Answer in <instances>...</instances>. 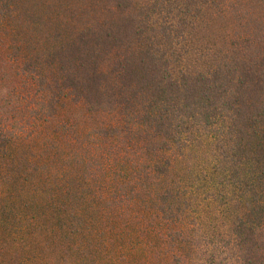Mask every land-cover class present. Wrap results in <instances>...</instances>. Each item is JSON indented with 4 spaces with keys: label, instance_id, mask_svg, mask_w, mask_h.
I'll use <instances>...</instances> for the list:
<instances>
[{
    "label": "trees",
    "instance_id": "obj_1",
    "mask_svg": "<svg viewBox=\"0 0 264 264\" xmlns=\"http://www.w3.org/2000/svg\"><path fill=\"white\" fill-rule=\"evenodd\" d=\"M0 264H264V0H0Z\"/></svg>",
    "mask_w": 264,
    "mask_h": 264
}]
</instances>
